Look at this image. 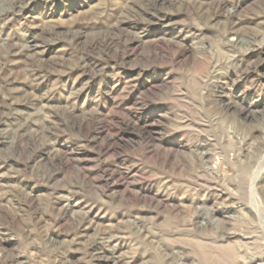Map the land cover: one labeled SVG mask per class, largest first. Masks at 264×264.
<instances>
[{
    "label": "rangeland",
    "instance_id": "obj_1",
    "mask_svg": "<svg viewBox=\"0 0 264 264\" xmlns=\"http://www.w3.org/2000/svg\"><path fill=\"white\" fill-rule=\"evenodd\" d=\"M0 264H264V0H0Z\"/></svg>",
    "mask_w": 264,
    "mask_h": 264
}]
</instances>
